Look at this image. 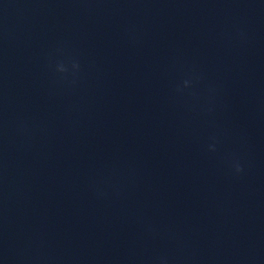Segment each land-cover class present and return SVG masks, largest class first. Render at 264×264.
<instances>
[{
	"label": "clouds",
	"instance_id": "9594fccd",
	"mask_svg": "<svg viewBox=\"0 0 264 264\" xmlns=\"http://www.w3.org/2000/svg\"><path fill=\"white\" fill-rule=\"evenodd\" d=\"M236 170L239 172V171H241L242 169L239 167V165H237Z\"/></svg>",
	"mask_w": 264,
	"mask_h": 264
}]
</instances>
